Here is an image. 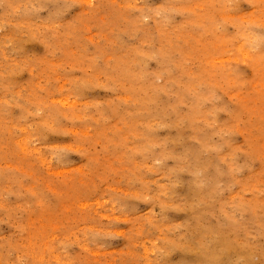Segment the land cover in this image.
I'll list each match as a JSON object with an SVG mask.
<instances>
[{
    "label": "rangeland",
    "instance_id": "rangeland-1",
    "mask_svg": "<svg viewBox=\"0 0 264 264\" xmlns=\"http://www.w3.org/2000/svg\"><path fill=\"white\" fill-rule=\"evenodd\" d=\"M0 264H264V0H0Z\"/></svg>",
    "mask_w": 264,
    "mask_h": 264
}]
</instances>
